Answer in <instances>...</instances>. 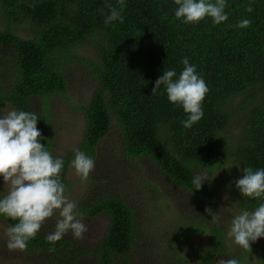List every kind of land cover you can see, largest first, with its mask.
Returning <instances> with one entry per match:
<instances>
[{
  "label": "trees",
  "instance_id": "1",
  "mask_svg": "<svg viewBox=\"0 0 264 264\" xmlns=\"http://www.w3.org/2000/svg\"><path fill=\"white\" fill-rule=\"evenodd\" d=\"M226 0L228 21L214 25L211 18L199 24H185L175 17L174 0H0V63L9 62L15 72L10 87L0 81V106L34 112L30 98L42 104L37 128L41 140L54 157L50 98L65 95L67 69L79 58L76 51L88 40L97 49L89 69L98 83L90 102L79 107L85 118V132L79 150L94 160L97 147L112 129L115 119L122 137L123 153L131 158L150 159L163 175L187 192L200 206V214L187 224L167 228L169 259L157 257L158 264H217L218 259H236L246 264L255 250L229 248L227 218L212 222L211 208L216 189L205 180L196 190L193 179L200 171H213L225 159L239 163L237 177L230 187L237 195V213L253 211L264 199L243 197L235 181L245 167L264 169V0ZM108 5L120 11L119 20L105 24ZM248 19V28L235 27ZM27 26L29 34L16 33ZM8 49L10 54L1 50ZM187 57L205 80L209 92L203 102V118L191 129L182 126L187 115L182 107L167 99L164 86L152 94L156 80L165 70H183ZM5 70V68H4ZM11 77V76H10ZM9 77V78H10ZM242 97L237 109L245 121L238 136L228 137L234 113L232 103ZM244 110V112H243ZM229 140L230 142H228ZM64 160L62 182L68 186V173L74 153ZM83 219L106 218L107 228L95 246L74 238L50 244L38 233L28 243L27 252L49 258L50 264H136L131 255L137 244L139 223L136 211L119 193L107 187L77 202ZM8 227L17 221L0 216ZM188 220V218H187ZM232 220V219H231ZM231 223V222H230ZM209 235V249L192 242ZM55 251H49L50 248ZM264 264V247L256 252Z\"/></svg>",
  "mask_w": 264,
  "mask_h": 264
},
{
  "label": "rangeland",
  "instance_id": "2",
  "mask_svg": "<svg viewBox=\"0 0 264 264\" xmlns=\"http://www.w3.org/2000/svg\"><path fill=\"white\" fill-rule=\"evenodd\" d=\"M3 27V21L0 20V29ZM16 33L22 38H27L29 28L25 25L19 26ZM1 51L4 54L11 53L8 49ZM76 53L79 58L74 59L67 69V93L53 95L50 98L53 144L57 156L60 157L67 156L74 153L75 149L81 148L86 125L84 115L79 107L90 102L98 87L87 62L95 60L97 57V49L91 39H88ZM14 76L15 72L9 62H1L0 81L3 86L10 87ZM242 99L239 97L232 103L233 124L228 134L231 142H236L232 136H238L240 128L245 122L243 114L237 109ZM29 104L34 112L41 113L42 104L38 98H30ZM6 106L9 110L14 109L11 105L6 104L0 108ZM0 118H2V114H0ZM225 158L220 167L213 171L202 170L200 175H206L207 180L216 189L213 213L219 214L221 218H227L224 220H228L227 226H229L233 213H237L238 210L235 209L238 206L237 195L230 187V179L234 175L237 177L239 163L234 158ZM94 161L95 170L87 181H81L75 175L74 169L69 167L65 195L77 203L80 199L92 196L101 187H107V189L119 193L122 199L132 206L138 216L139 235L131 259L136 264H158L157 257H164L167 262L169 259L168 239L165 238V232H168L167 228L176 227L180 223L187 222L188 224L190 220L193 222L195 217L200 214L198 203L182 188L169 181L150 159L136 158L132 160L123 153L121 131L115 119L109 134L100 141ZM4 190V181L0 177V195L5 194ZM56 219L57 217L49 219L39 233L47 235L54 231ZM83 222L88 231L84 234L83 239L75 240L95 246L103 238L108 224L107 219L103 217L83 219ZM7 228V224L0 220V264H50L49 258L33 256L27 251H9L6 246ZM68 237L73 238L71 232L62 239ZM227 242L230 250L236 246L239 247L231 238H228ZM208 245V234L198 237L192 242V246L203 250L209 249ZM251 246L255 252L249 259L247 258L246 264H261L262 258H258L256 252L263 249L264 237L253 242Z\"/></svg>",
  "mask_w": 264,
  "mask_h": 264
},
{
  "label": "clouds",
  "instance_id": "3",
  "mask_svg": "<svg viewBox=\"0 0 264 264\" xmlns=\"http://www.w3.org/2000/svg\"><path fill=\"white\" fill-rule=\"evenodd\" d=\"M121 10L126 7L125 0H118ZM178 6L175 17L185 24H199L211 18L214 25L226 22V0H174ZM110 14L105 17V24L119 20L123 22L120 11L108 5ZM248 13L254 11L253 4L246 7ZM251 21L244 19L235 27L248 28ZM183 70L177 74L165 70L152 90L156 94L163 85L167 99L174 105L182 107L187 115L182 126L191 129L204 115L203 102L209 92L205 80L198 74L197 68L183 58ZM0 177L4 181L3 195H0V216L17 221L6 229V246L9 251H26L28 243L35 239L49 219L57 217L54 231L45 239L50 244L60 241L69 232L74 239H83L88 231L82 214L77 211V203L65 195L66 186L61 173L64 160L54 157L41 143L44 139L37 128L38 115L34 112L0 108ZM71 167L81 181H87L95 170V161L85 152L75 149ZM242 178L235 181L236 188L243 197L264 199V169H242ZM206 175H196L193 184L201 189ZM227 199V197H225ZM206 211L212 215V222L217 223L220 215L211 208ZM227 235L234 243L247 251L253 242L264 237V203L253 211L243 210L231 220ZM49 251H55L50 248ZM217 264H239L236 259H218Z\"/></svg>",
  "mask_w": 264,
  "mask_h": 264
}]
</instances>
